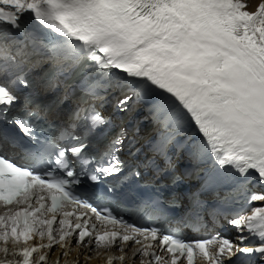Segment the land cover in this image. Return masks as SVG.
Returning <instances> with one entry per match:
<instances>
[{
  "label": "snow or ice",
  "instance_id": "1",
  "mask_svg": "<svg viewBox=\"0 0 264 264\" xmlns=\"http://www.w3.org/2000/svg\"><path fill=\"white\" fill-rule=\"evenodd\" d=\"M105 104L120 117L147 109V152ZM173 148L187 160L179 175ZM185 177L183 226L200 232L207 216L231 234L188 239L167 224ZM254 180L264 185V0L254 11L242 0H0V264H44L56 246L69 257L73 242L77 257L105 249L106 264H264Z\"/></svg>",
  "mask_w": 264,
  "mask_h": 264
},
{
  "label": "bare ground",
  "instance_id": "2",
  "mask_svg": "<svg viewBox=\"0 0 264 264\" xmlns=\"http://www.w3.org/2000/svg\"><path fill=\"white\" fill-rule=\"evenodd\" d=\"M242 2L246 4V10L254 11L260 3V0H242ZM233 231L234 230L231 228L229 234H231ZM76 247L77 246L72 245V251L70 252L69 257H64L63 255H61V249H59L58 246H56L52 250H45L49 252L46 263L50 264L51 262L55 261L57 257H59V264L64 263L65 259H78L80 264H106L105 249L101 248L100 250H94L89 252L88 248L81 246L80 255L77 257ZM135 247L136 245L129 246L124 250L126 257L132 256V252ZM97 251L101 253L99 256L96 254ZM107 252L114 255H120V252L117 249H113L111 251L107 250ZM85 255H90L91 259L85 261ZM114 264H121V261L115 260ZM123 264H140V257L137 256L135 259L126 258L125 261H123Z\"/></svg>",
  "mask_w": 264,
  "mask_h": 264
}]
</instances>
